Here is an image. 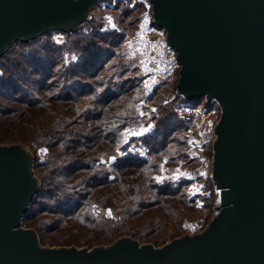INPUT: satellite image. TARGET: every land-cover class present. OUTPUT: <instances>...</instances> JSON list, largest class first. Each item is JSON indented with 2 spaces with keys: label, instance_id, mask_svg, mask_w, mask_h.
<instances>
[{
  "label": "water",
  "instance_id": "95a60500",
  "mask_svg": "<svg viewBox=\"0 0 264 264\" xmlns=\"http://www.w3.org/2000/svg\"><path fill=\"white\" fill-rule=\"evenodd\" d=\"M98 0H0V58L17 42L73 32ZM179 63L175 89L220 108L211 178L218 207L198 234L160 247H44L22 218L40 182L23 144H0V264H264V0H148Z\"/></svg>",
  "mask_w": 264,
  "mask_h": 264
},
{
  "label": "trees",
  "instance_id": "16d2710c",
  "mask_svg": "<svg viewBox=\"0 0 264 264\" xmlns=\"http://www.w3.org/2000/svg\"><path fill=\"white\" fill-rule=\"evenodd\" d=\"M132 14L122 10L118 24L126 29ZM92 19L76 31H61L62 44L48 32L15 43L0 58V143L47 149L40 188L22 224L37 232L41 244L93 246L123 234L163 244L181 233L194 210L185 182L171 188L153 179L159 154L190 124L171 107L178 97L171 104L161 101L175 91L177 77L155 87L151 97L158 116L154 134L144 140L150 158L129 155L101 164L99 155L114 152L118 134L136 124L134 106L144 88L138 69H130L121 53L125 34L101 31ZM65 52L77 59L68 62ZM191 103L199 106L203 98ZM109 209L112 216L105 214ZM58 231L64 232L53 236Z\"/></svg>",
  "mask_w": 264,
  "mask_h": 264
},
{
  "label": "rangeland",
  "instance_id": "374dc122",
  "mask_svg": "<svg viewBox=\"0 0 264 264\" xmlns=\"http://www.w3.org/2000/svg\"><path fill=\"white\" fill-rule=\"evenodd\" d=\"M122 10H131L133 14L129 16L126 21V29L124 26H120L118 24L119 16ZM90 16H93L92 21L100 26L101 31H118L119 33L125 34L124 40L121 45V53L124 54L126 61H128V65L130 69L137 68L138 75L142 78V86L144 96L143 98L136 103L134 106V111L138 116L137 122L134 125H130L127 128L138 131L140 127L147 126L149 123L153 124L154 127L143 136H132L128 139L127 144H122L121 141L123 139V130L118 134L117 144L115 146V150L112 153L100 154V158H103L105 161L108 160L109 157L116 155V148L120 146L124 155L118 156V159H121L125 156H133L141 159H149V146L144 144V140L154 134V130L156 127V116H158L157 112V104L151 101V97L153 95L155 87L164 84L165 82H159L158 85L152 88L150 85L151 81L149 78L146 79L145 69L141 64V61L144 58V52L142 53V39L143 35L153 28L152 23V15H151V4L148 0H98L93 5ZM111 16L116 24V28L106 27L107 25V17ZM147 17V19H145ZM133 22V23H132ZM87 30L84 27L83 31ZM69 33V32H68ZM49 37L56 42L57 44H62L65 41L64 34L61 31L54 30L50 31L48 34ZM65 59L69 61L72 60L73 54L64 53ZM76 56V55H75ZM77 57V56H76ZM1 75V70H0ZM129 74H126V77ZM178 77L175 73V78ZM113 81H118L117 78H113ZM172 81V80H171ZM109 84V83H108ZM147 85V87L145 86ZM175 91L167 92L161 99L162 103H170L173 99H175ZM202 104L197 106V108H201ZM172 107V105H171ZM155 109V111H152ZM143 112L144 115H140ZM219 111L215 112V116L219 115ZM200 119L197 118L192 123L188 124L183 132L176 137L174 143L167 144L164 150L159 154L160 158L157 160L158 170L155 174H153L154 181L159 186H170L173 188L179 182H185V192L187 193V199L193 202L194 210L187 215V218L184 220L182 225L183 230L179 235L170 237L166 240V242L170 241L173 238H177L183 235H193L202 232L207 225L209 224L211 218L215 214L218 207V193L214 188V183L211 178V167H212V142L214 140L213 136H211L208 132L201 131L199 129L198 123ZM175 137V136H173ZM23 144L27 147L33 163V173L35 177L39 180L38 170L40 169V165L46 162L47 151H41V149H46L43 147H39L36 144L28 145L22 142H13V143H0L1 145L8 144ZM116 160V161H117ZM106 166H111L113 163H101ZM182 172L186 175L179 176L177 178V173ZM157 177H164L163 180H158ZM40 182V180H39ZM195 185L194 189L192 186ZM198 189V191L196 190ZM105 214L108 215L107 210ZM108 216H112L108 215ZM23 228L33 229L31 227H27L23 225ZM34 230V229H33ZM36 232V231H35ZM64 231H58L53 233V236H58L62 234ZM37 233V232H36ZM52 234V233H51ZM76 234H81L78 231ZM91 234V233H89ZM38 235V234H37ZM128 236L127 234H123L122 236ZM118 237V238H119ZM116 238V239H118ZM133 238V237H131ZM115 239V240H116ZM138 241L140 244H151L155 247H160L163 244H154L152 242V238L147 239V241H140L138 238H133ZM113 240V241H115ZM112 241V242H113ZM98 244L93 246L86 245H77V244H68V245H50V244H41L44 247H86L92 248L95 246H107L111 244Z\"/></svg>",
  "mask_w": 264,
  "mask_h": 264
},
{
  "label": "built area",
  "instance_id": "2783aa9c",
  "mask_svg": "<svg viewBox=\"0 0 264 264\" xmlns=\"http://www.w3.org/2000/svg\"><path fill=\"white\" fill-rule=\"evenodd\" d=\"M141 39V49L142 53L144 52L141 64L145 69L146 79L149 78L151 81L152 88L159 82L173 80L175 73L178 75L179 63L174 50L166 42L163 29L153 26ZM175 96L178 97L172 106L175 115L186 123H192L199 118V129L208 132L214 138V127L219 117V115L215 116L214 114L220 109L218 103L215 100L207 102L203 98L201 108H197L191 101L178 94L176 89Z\"/></svg>",
  "mask_w": 264,
  "mask_h": 264
},
{
  "label": "snow or ice",
  "instance_id": "6c2138e0",
  "mask_svg": "<svg viewBox=\"0 0 264 264\" xmlns=\"http://www.w3.org/2000/svg\"><path fill=\"white\" fill-rule=\"evenodd\" d=\"M107 25L106 27H111V28H116V24L113 20V18L111 16L107 17ZM145 19H147V17H145ZM72 60H76L77 57L75 55L72 56L71 58ZM97 79H101V77H97ZM147 87V85H145ZM97 92L99 91H102V89H97L96 90ZM95 97H91L90 99H94ZM152 111H155V109H152ZM140 115H144L143 112L140 113ZM154 127L153 124L149 123L147 126H142L140 127V129L138 131H133L127 127H125L123 129V139L121 141L122 144H127L128 143V139L132 136H143L145 135L146 133H148L152 128ZM41 151H47V149H41ZM116 155H113L111 157L108 158L107 161H105L103 158H100V163H114L116 162V160L118 159V156H122L124 155V152L122 151V148L120 146H117L116 148ZM182 175H186L185 173H182V172H178L177 173V178L179 176H182ZM158 180H163L164 177H157ZM194 189L196 188L195 185L192 186ZM198 191V189H196ZM108 212V215H111V210H107Z\"/></svg>",
  "mask_w": 264,
  "mask_h": 264
}]
</instances>
